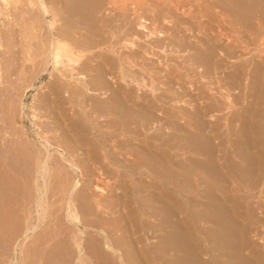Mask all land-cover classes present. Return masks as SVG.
I'll return each mask as SVG.
<instances>
[{
	"label": "bare ground",
	"instance_id": "1",
	"mask_svg": "<svg viewBox=\"0 0 264 264\" xmlns=\"http://www.w3.org/2000/svg\"><path fill=\"white\" fill-rule=\"evenodd\" d=\"M0 1L4 3L5 6L6 5L9 6L11 2L10 0H0ZM16 1H19V0H15L14 3H16ZM137 1H140V0H137ZM150 1H151L150 3L154 1L157 2V6H163V9L182 10L183 8V3H181L179 0H177L175 3L173 2L174 0H150ZM212 1H213V4L215 5L216 1L215 0H212ZM258 1L260 2L259 4H261L262 0H258ZM210 2L211 0H208L207 5H209ZM217 2L219 1L217 0ZM12 3H13V0H12ZM27 4L29 8L26 9L23 12V14H20L21 15L20 17H22L21 19L22 20L24 19L22 21L23 24H21V27L23 28V30L18 29L19 26L17 27V25H20V21H21V20H18L17 22H15L16 24L9 27L10 29L9 35L11 37L19 38L18 40L20 44L23 46L21 48L26 47V48H29V51H30L33 49V47H36V49L32 51L35 57L40 55L41 57L40 61L44 65V68L42 69L43 74H41L40 76H44L45 71H47L48 67L49 66L51 67L52 70L50 71V77H52V79L50 81V86H47L49 87L48 91L40 93L42 95L41 96L42 98L39 101V103L47 107H50L52 111L50 110L49 111L55 114V118H54V121L51 120V122L46 123V125H44V127L42 128V131L44 129V131L45 132L47 131V133L53 132L54 136L52 137H50V135H48L49 137L47 135L38 136L39 137L38 141H31L28 138H26L27 137L26 135L17 134L16 133L17 130L12 128V126L10 127L9 126L10 123L7 120H6L7 127L5 128V132L3 133L1 131L3 135L1 134L2 136H0V172H5L7 175H9V185L12 189L14 187H19V186L22 188H24V186L25 188L31 187L30 189L33 190V193L31 191L33 195L32 196L33 200L34 202L37 203L36 207L39 208L38 211L36 210L38 212V215H37L38 225L36 226L33 225L32 227H29V221L25 219L28 222L29 228H26L25 233H24V238L26 239L30 231H32L33 233V231H35L36 228L41 229L40 237L36 235L37 233L36 234L34 233L35 236L31 235L32 236V237L30 236L31 240L29 238L30 241H28V239H27L28 242L24 240L28 244L27 247L24 248L23 244L25 242L23 240H22V243L24 242L23 244H17L16 246L17 248L16 250H18V247L21 246L20 247L21 249L20 248L19 249L22 255V258H21L22 264H29L31 262V259H33V263H30V264H102L100 262H97V259L94 258V255H92V249H95V251L102 254L101 256L108 262V263L106 262V264H139L140 262L139 258L141 259H144V258L141 257L143 256V254L140 252V250L138 251L137 239L133 238L134 233L127 232L129 231L127 230V225L126 226L123 225L121 226L122 229L124 228L122 231L123 234H121V230H120L121 235L119 234L116 235V229L114 227L117 223L110 224L111 219L109 220V217L107 219L108 221H104L105 217L102 216V213L100 211H98L99 206L103 207V204L101 201H98V200H96L95 202L92 201L95 203V205H93L92 203H90V205L88 204V206H86L88 209L86 210L88 212H86L85 210V212L88 214L85 216L84 211H83L84 209L82 208V206L83 205L85 206V204H82L83 202L82 200H86V201L89 200V195H90L89 189L90 187H92L91 185H93L94 182L91 185L90 183L88 184L89 188L85 190H88L89 193H88V196H84L87 192H85L84 194V191H85L84 188L80 189L81 187L80 181L76 178L75 180H73L72 182L73 184L70 186V189L68 191V199H66L65 209L63 210L64 216H62V218L61 216L58 217V215H56V212H55L56 210L55 211L53 210L52 212L49 213L50 209L48 210V206H47V211H48L47 212L46 207L44 206L45 205L44 203L46 202L48 194L50 193L49 189L53 186V184L56 183L57 177L60 178L58 179L59 181H61L62 183L64 182L66 183V180L62 177V175L65 172L62 171L63 173L61 177L57 173L59 172V169L66 168V167H63L64 166L63 161H66L68 163V165L70 166V168H72L74 174L76 175L78 172L81 174L85 170L86 171L88 170L87 175L86 174L85 175L87 177L88 176L92 177L96 174V172L97 174L102 175V174L108 173L109 171L113 170L116 172L119 171L121 173V177L124 178L126 176L125 175L126 173H128V176L130 175L135 176L141 173V171L143 172L145 171L146 173V170L153 171L154 169L159 168L156 165H150V163L147 161L148 158L159 159L162 162L163 170H168V172H170V174L172 175L170 176V180L168 179L167 180L169 184L173 185L175 192H177V195H175L176 199L173 197L174 200L172 199L170 200V198L167 199L168 203L170 202V204L168 205V208H169L168 212L171 214L170 216H173L172 218H174L175 216L176 220H172L173 222L171 220H166V221L161 222L162 223L161 225L159 223H149L148 222V223H145L144 227L147 226L148 229H151L153 232L157 231L156 229H158L162 233H164V234L161 233L162 236L165 237L164 240L165 239L170 240L169 243H167V247L176 246V248L173 247V249H176L177 252L183 249L184 250L183 252L185 253L186 256L182 255V257L183 259L186 258L187 260L186 262H188V264H211V259L209 260L206 257L207 261H204L205 259L204 260L202 259L203 256L201 257V255L204 252L203 249H205L204 255L209 256L208 253L206 252L207 248L203 246L204 244H202L203 241L205 240L203 239V229L205 228L203 229L200 228L198 224L197 226L198 232H196L197 231L196 229L186 224L187 221L185 222L184 218L179 219L180 218L179 216L183 215L182 214L183 212L180 213V211L178 210L180 209L178 200L182 198L181 196L179 198V195L181 194L182 191H187L188 193L196 191V193H194L195 196L198 195L197 197H199L200 199L201 198L203 199L201 195V192H202L201 188L203 187L204 189L205 185H203L202 182L200 183L203 176H209L215 181H219L218 179L220 180L225 179V181L227 182L229 179H232L231 172H230L232 171L231 170L232 168L229 170L227 166V164L230 163V158H232V155H236L238 157L240 156L244 157L243 160H245V157H250V159L252 157L255 162L254 164L251 165L253 166L252 168L253 171H251L252 169L250 171L254 173L255 175H254V178L252 179L253 182L250 184L257 188L264 187V89L262 88V85L264 86V62H261L260 60L258 64H255L256 70L255 71L252 70L251 72L252 75L253 74L256 75L257 72L259 73V75H256V77L258 78L253 77L254 82L256 79H258V82H259L258 83L259 86L257 88L258 90H255V93H256L255 97L252 95V90L249 91L251 87V86L249 87L250 82L246 81L245 73L240 71L241 66H237L240 64H236V67H233L234 65L231 66L233 67V70L232 71L230 70L231 75H233V79L235 78L234 80L238 82L237 83L238 85L236 87L238 88L241 87L245 90L244 92L242 91V93H240L242 95L238 96L237 94V96L233 97L232 99L222 94L221 96L224 100L220 98L221 100H212L213 102H209V103L208 102L205 103L204 101H202L203 104L204 103L205 104L204 105L201 104L203 105L202 107L197 106L198 109L195 107L196 112L192 111L194 115L190 116L192 114V113L189 114L190 112L189 113L187 112L189 115H186V118L188 119L190 118L193 119L194 117L196 119L195 124H186L188 125V127L193 128L192 132L188 131V136H190L191 142H188V140L186 141L184 137L180 139V136L176 135L175 140L177 144L169 148V142L171 138L173 137L170 134L167 133L168 134L167 136L163 134L164 137L161 134L160 136L161 138L159 137L157 138V136L155 135L154 136L146 135V134H150V131L153 129V127L158 126L159 123H162L163 120L165 121L164 123L167 124L168 126L172 123L177 125V122L179 121V118L177 116L175 117L168 113L162 118H160L161 116L158 117L157 115L158 114L157 112L159 111V109H161L160 104L158 105L157 102L158 101L164 102L167 99H169L168 101H170V99L173 98V96L171 97L170 94H167L169 89L166 87H165L166 89L163 90L164 92L160 94L157 93L158 91L157 82L158 81L163 79L164 82L162 81V83L169 86L171 85L172 80H173V79L171 80L172 75L171 76L169 75L171 78L168 79V75L163 74V71L165 69H162V67L168 68V63L163 64V60L159 59L158 57V54H159L158 52L161 51L160 53H165L166 57H168L167 56L168 52L172 51L173 49L174 51H176V54L179 53L178 52L179 50L182 51L183 54L188 53V55L182 54V59L180 58L181 55L179 53L178 57L180 58V60H182L181 61L182 65L179 64L180 66L179 65L177 66H179L180 69H184L183 62H185V64L186 63L191 64L192 62L190 63V60H194L196 58L197 61L196 59L195 61L198 63L197 68L199 69L198 71L197 70L196 71L199 72V74L200 72H202V73H205L206 75V73L210 70L218 71L221 68H224L223 67L224 65L222 66L223 63H221V60L214 59V51L217 48L216 43H215V41L217 40V37L213 35L211 37L210 35L209 39L205 40L203 37L197 35L196 41L195 40L190 41V38L183 31H178L173 35L174 36L173 39H169L167 41L166 40L167 38L165 37L166 31L161 32L157 30V28L154 27L156 22L159 20L157 19V17L156 19L153 18L152 20H150L145 16L146 14L144 15L142 13L137 12L138 14L137 22H136L137 25L135 26L134 24H132V22L128 24L129 22L127 20H124V18L121 19V14L119 13H116V12L114 14H111V12L103 13L104 7L107 4H116L115 0L113 1L111 0L110 1L108 0H28ZM25 5H26V2H25ZM131 7H135V6L131 5ZM207 8H209V6ZM105 11L108 12L107 10ZM185 11H182V12L185 15L188 14ZM24 15H27V16L25 17ZM175 15L177 17V14ZM228 15L231 17L230 14ZM47 17H49L50 19H47ZM121 20L123 21V23L120 22ZM149 20L150 22H148ZM43 21H46V22L43 23ZM124 21H125L126 26H128L127 28H125V30L123 28ZM237 21L236 23L238 24ZM117 22L118 24H116ZM231 22L234 24L232 20ZM14 26H16L17 28H15ZM234 28H235V24H234ZM214 33L216 34V32ZM221 34L222 33L220 32V35ZM44 37H46V39H44ZM255 39H256V36H255ZM45 40H47L48 50H44L43 44L46 45ZM244 41L247 42L246 39ZM244 41L243 43H245ZM31 42H34L35 44L33 45V47L31 45ZM2 46L3 45L0 43V47ZM170 47L172 50L170 49ZM230 47H228L224 51V54L227 55V53H230V52L236 54V51L238 49L234 51V48L233 47L230 48ZM0 54H2V51H0ZM4 54H8V56L7 55L3 56L2 59H5L3 60L5 62H2L1 61L2 59L0 58V79H1L0 84L1 86L2 84H4L2 87L0 86L1 87L0 92L2 93V95H5L6 98H8L9 94L11 95L15 92V90H18L16 86V83H17L16 81L22 80L24 78V70H27V67L29 66L32 67L33 64H29L28 62L27 64L26 62H24V65L22 64L24 66L23 71L17 74V77L14 79L12 77L13 70L11 68L13 61H15L14 53L13 51L12 52L4 51ZM20 55H21V52H20ZM29 60L30 62H33L34 58L32 57L31 59H28V61ZM172 60L173 59H171L170 61ZM180 60L178 61L180 62ZM194 63L195 62H193V64ZM202 63L206 66L205 68H201L202 66L200 65ZM225 67H227V65ZM63 70L65 71L67 70L69 73H66ZM175 72L178 73V70ZM190 72L192 71L190 70ZM249 72H250V69H249ZM209 73H211V71ZM181 74H178V75H181ZM178 75L176 77H178ZM184 76L185 75L183 74V78ZM229 76L230 74L228 73L227 77ZM244 76H245V79H244ZM164 78L166 80H164ZM216 78L214 80L219 81V78L217 80ZM174 79H177V78L174 77ZM181 80L182 79H180L179 81ZM184 81L182 82L184 83ZM207 82L205 84H207ZM222 82H226V81L224 80ZM222 82L221 84L223 85ZM254 82L251 81V84H253ZM212 84L217 85V83L214 84L213 82ZM226 84L228 85V82H226ZM222 85L220 86L218 84L217 87H215V92L216 90L221 91L223 89ZM229 85H231V82ZM142 87L148 88L150 94H147L146 91L143 92ZM171 95H174V94L172 93ZM206 95L205 97H207ZM0 98H1V95H0ZM204 99H207V98H204ZM6 102L7 101H5V103ZM51 103H56L59 105L55 104V106L52 107ZM70 103H72L73 106L71 107L65 106ZM169 103L170 102H168V104ZM237 103L241 105H237ZM11 106L12 105L8 107H11ZM236 106H240V108L239 109L237 108L238 110H235L234 108ZM4 107L5 106L3 105V108ZM172 108H175V107H172ZM216 108H218L219 112H218V115H216L215 117L216 118L218 117V118L217 119L214 118V119L215 121L216 120L221 121L222 124L220 123L219 125H217V121H216V123H214L213 126H211L212 122H210V120L207 118L211 117L212 114L213 115L215 114V113H212V114L210 113L214 111V109ZM180 109L181 108L179 107V111ZM9 110L10 109L8 108V111ZM46 113L50 119L51 117L49 115V112L47 111ZM224 114L225 115L227 114V117H224L225 116ZM184 115L185 114L183 113L182 117ZM11 117H14V116H11ZM75 117H76V120H75ZM78 118L80 120H78ZM2 119L3 118L0 119V122L2 121ZM3 127L4 126L2 125L1 130L3 129ZM171 128H172V125H171ZM175 129H176V126L173 127V132L176 134V132L178 131H176ZM183 131H185L184 128H183ZM142 134L146 135L147 137L146 141L144 142L142 141V143L144 144L143 146L141 145V142H136L138 138L142 137ZM122 135H125V136L128 135L127 137L128 139L119 142L117 138L121 137ZM154 139H159L161 143L154 144L152 143L154 141L152 142L150 141ZM175 140L171 143H174ZM110 142H116V144H114L113 147H115L116 149L119 148L120 151L118 150L117 152H114L112 150L113 148L110 149ZM165 148H168V149H165ZM175 148L177 151L178 149L179 151H182L184 153L182 155L183 156L185 155V157L187 154L188 155L191 154L195 156L199 155L201 157L197 159L199 163L196 164L194 162L196 165L199 164L196 170L195 168L191 169L190 167H188L187 163H185V160L183 159L178 160V161L173 159L175 156L173 157L172 155L173 153L171 154L169 149L171 150L173 149L172 151H174ZM123 150H125L124 152L128 150L131 153L130 155H132V158H134L132 160V163L129 165L124 164L121 158H119L118 156L122 154L121 151ZM142 151H143V154H141ZM12 155L15 157V159L23 158L25 155H27L28 160L24 161L26 163H23L22 159L20 160L14 159V160H11L14 162V164L12 162L13 164L12 165L11 162L9 163L10 161L9 159L12 157ZM27 157L25 158L27 159ZM72 159H75L78 161L75 162V160H72ZM106 160L108 162H106ZM151 161L152 160L150 159V162ZM187 161H188V158H187ZM29 162L31 163L30 165L32 166V169H29V170L24 169L26 170L24 171L23 165L24 164L26 165ZM18 163H20L22 168H18L17 166ZM82 163H84L82 166L84 167L85 170L83 169L80 170V166ZM85 163H89L91 166L93 165H100V166H96L95 169L93 168L88 169L90 167H88L89 165L87 166ZM122 163L124 165H122ZM151 163L153 164V162ZM240 164H244V162L243 163L240 162ZM229 166H231V164ZM25 167L27 168V165ZM241 167L246 168V166L244 165H242ZM119 169H121V171ZM234 169L237 171L238 167L234 166ZM163 170L161 172H163ZM23 171L25 173H23ZM28 172H29V175H28ZM185 172L188 174L186 175ZM26 175H27V178H25ZM79 176L82 177L81 175ZM71 178H72V175H71ZM128 179H129V187L131 188L130 191H131L132 199H134L132 195H135V194L137 195L136 192H139V193L148 192L147 194L150 196L151 195L155 197L157 196L155 193L156 190L153 192V188H155L153 187L154 183L149 184V185L153 184L152 186H148V185L146 186V184L149 183L146 181L147 183H145V186H143L141 185L142 182L140 181H139L140 182V185H139L137 184L138 182L136 183L134 180L130 178ZM68 181H69L68 184L70 185L71 184L70 181L72 180L68 179L67 182ZM159 182L157 183L160 184ZM164 182L167 183V181H164ZM244 184L246 185L245 182ZM59 185H61L59 187L62 188V184L59 183ZM64 185H63L64 186L63 189L67 186L66 184ZM97 185L96 184L93 185V193L91 195L97 193L99 196L104 197L105 190ZM56 186H58V184ZM56 186L55 188H57ZM213 186H214V183H213ZM236 186L239 187V184H236ZM150 187H153L151 191H150ZM123 188L124 189L122 190L121 194L114 193L116 194L115 197L119 198V200L114 204L113 207L123 206L125 209H127L128 205L126 206V204L128 201L124 205L118 204L119 201L123 203L125 202V201H122V199H123V196H125V192L127 194V191L125 190L126 187H123ZM210 188L212 189L211 186ZM235 188L237 190V187ZM211 189H209L207 193L209 192L212 193ZM239 189L241 188L239 187ZM254 189L255 188H253V190ZM58 190H60V188ZM82 190L84 191L82 192ZM232 190L233 189H230V191ZM262 193L263 192L261 191V196H262ZM228 194L230 195V193ZM162 195L163 197L165 196V194H162ZM190 195L192 194H189V196ZM212 195L214 196V194ZM218 195L219 194H217V196ZM203 196L206 197V195H203ZM211 196L209 197L212 198ZM224 196H226V194ZM145 197L144 199H146ZM90 198L92 199L91 196ZM217 198L221 199L220 196ZM191 199L189 197L188 198L186 197L185 200H191ZM162 200H165V199H162ZM192 200L195 201L194 198ZM197 201L199 203L201 200H197ZM221 202L222 201H220V203ZM191 205L193 204L191 203ZM149 206L151 209H153L152 211H149V210L144 211V209L142 208V205L138 206L137 207L138 209L136 211L139 212L140 214L141 213L144 214L145 212V214L148 213L150 216H153L155 212L154 206L153 205L152 206L149 205ZM59 208L60 207L58 206V209ZM202 212L205 213L204 211ZM120 213L122 214H120L117 217V219H120L119 224L120 222L125 223V221L123 220L127 218L126 215L128 213L126 214V212H124L122 208L120 209ZM196 213L198 212H194V214ZM48 214H50L51 216L49 215L48 217L47 216ZM89 215L97 217V219L96 220L92 218L88 219L87 216ZM228 217L232 221L231 225L228 228V230H230L229 234H232V233L235 234L234 231H238L240 234L241 231H243V229L245 228L241 226L242 224H238L239 220L241 221L239 223H243L242 222L243 216H242V219H240V215L234 211V215L231 216L230 214H228ZM115 218H116L115 216L114 218L112 217V220L113 219L115 220ZM204 218H206V216ZM237 218H239V220ZM252 218H254V214ZM257 218L259 219V217H256V219ZM61 219H63V221ZM257 220L255 222H257ZM92 225H95V226L98 225L97 226L98 229L103 234L97 233L98 235H96L97 237H95L94 235H92V233L91 234L88 233L87 229ZM105 225H107V227ZM245 231L244 233L247 232ZM237 233L235 234L237 236V239H241V238H238L239 234ZM244 236H246V234ZM171 240H173V245L171 243ZM180 244H182V247L180 246ZM94 245L96 247H93ZM97 247L101 249L99 250L97 249ZM236 247H237V244H236ZM149 248H151V246H149ZM208 248H209V244H208ZM239 248L243 249L244 246L243 248L238 247V249ZM248 255L250 257L249 256L247 257H249V261L252 264H264V252L262 251V249L260 250L256 248L253 251H250V254ZM95 256L99 257V254ZM215 257L213 258L216 259L217 257L216 258ZM29 258H30L29 263H26L27 262L26 259H29Z\"/></svg>",
	"mask_w": 264,
	"mask_h": 264
},
{
	"label": "rangeland",
	"instance_id": "2",
	"mask_svg": "<svg viewBox=\"0 0 264 264\" xmlns=\"http://www.w3.org/2000/svg\"><path fill=\"white\" fill-rule=\"evenodd\" d=\"M10 4L9 6H5L4 3H2L0 1V43L3 45L2 47H0V49H4V50H0L2 51V54H0V58L2 59L3 56H8V54H4V51H13L14 53V60L16 61H13V64L11 66L12 70H13V78L15 79L17 77V74H19L20 72L23 71L24 69V62H28L29 64H33V66H29L27 67V70H24V78L22 80H17L16 82V86L18 88V90H15V92L13 94H9V97L6 98L5 95H2V93L0 92V95H1V100H0V119H2V121L0 122V136L3 135V133L5 132V128L7 127V124H6V120L9 121V126L12 128H14L15 130H17V134L19 135H26L29 140L31 141H38L39 137L38 136H45V135H50V137L54 136V133L53 132H48L47 131L45 132L44 129L42 131V128L44 127V125H46V123L48 122H51L54 121V118H55V114L53 112H50L52 111L50 109V107H47L41 103H39V101L41 100V94L42 92H45V91H48V88L47 86H50V81L52 79V77H50V71L52 70L51 67L49 66L47 71H45V74L44 76H40L42 73V69L44 68V65L42 64V62L40 61L41 60V57L40 55L35 57L34 53L32 50H35L36 47H33L34 42H31V45L33 47L32 50L29 51V48H21L23 47L20 42H19V38L17 37H11L9 35L10 33V29L9 27H11L12 25L16 24L15 22H17L18 20H21L20 21V25H17L18 29H21L23 30V28L21 27V24L22 20L20 17L21 15L20 14H23V12L29 8L27 2L28 0H19V1H16L13 0V3H12V0H10ZM110 1V0H108ZM113 1V0H111ZM116 1V4H107L105 7H104V10H103V13H110L111 14H114L115 12L116 13H119L121 14V19L124 18V20H127L130 24V22H132V24H134L135 26L137 25V12L139 13H142V14H146L145 16L152 20L153 18L156 19H159L156 24L154 25L155 28H157V30L161 31V32H165V37L167 38L166 40L168 41L169 39H173L174 38V34L178 31H183L189 38H190V41H196V36H201L203 37L205 40L209 39L210 35L212 37L213 36H216L217 37V40L215 41L216 43V50L214 51V59H219L221 60V63L222 66L225 68H221L220 70L218 71H214V70H210L211 73H209L210 71H208L205 75V73H202L200 72H197L199 69L197 68V59L195 61L194 60H190V63L191 64H185V62H183L184 64V69H180V65L181 64V61L180 58L182 59V54L183 52L182 51H178L180 53V58L178 57L179 56V53L176 54V51H174V49L172 50L171 47L170 49L173 51H170L168 52V57H166L165 53H160L158 52V57L159 59L163 60V64H167L168 63V68L167 67H162V69H165L163 71V74L165 75H168V79H170L171 77V80H172V83L171 85L167 86L165 85L164 83H162L163 79H161L160 81L157 82V88H158V91L157 93L160 94L162 92H164L163 90H165L166 88L169 89V91L167 92V94H170V96L173 98L172 101L170 99V101H168L169 99H167L166 101L164 102H157L158 105L160 104V108L159 111L157 112L158 114V117L162 118L164 117L167 113L172 115V116H177L179 118V121L177 122V125L172 123L170 124L169 126L167 124H165L164 120L162 121V123H159L158 126H154L153 129L150 131V134H146L147 136L149 135H155L157 136V138H161V134L162 136L164 137L163 134H165V136H167L168 134H170L171 136H173L169 142V148L171 146H175L177 143H176V135H179L180 136V139H182V137L185 138V140L188 142H191V138L190 136H188V131L189 132H192L193 131V128L192 127H188V125L186 124H195L196 122V119L195 117L193 119H188L186 118V115H189L191 114L190 116L194 115L193 112H196V108L197 106L198 107H202L206 102H213L212 100H224L222 98V94H224L225 96L227 97H230L233 99V97L237 96H240L242 94V91L244 92L245 90L241 87H236L238 84L237 81H235L233 79V75H231V71L233 70V67H236V64H240V65H237V66H241V69L240 71L244 72L245 73V76H246V81L247 82H250V90H252V95L255 97L256 96V93H255V90H258V79L255 80V82L253 81V77H256V75H259V73L257 72L256 75H252V70H256L255 68V64H258L261 60V62H264V1L262 0L261 4H259L260 2L258 0H218L219 2L216 1V4L214 5L213 4V1L211 0L210 4H208V0H179L181 3H183V8L182 10H174V9H163V6H157V2H152L150 3L151 1L150 0H140V1H137V0H115ZM177 0H174L173 2L175 3ZM255 1V3H254ZM25 2H26V5H25ZM136 2V3H135ZM140 2V3H139ZM144 2V3H143ZM188 3V4H187ZM12 4V5H11ZM130 4V5H129ZM145 4V5H144ZM155 4V5H154ZM15 5V6H14ZM131 5L135 6V7H131ZM155 8H154V6ZM192 5V7H191ZM213 5V7H212ZM144 6V7H143ZM153 6V8H152ZM195 6V7H194ZM209 6V8H207ZM215 6V7H214ZM4 7V8H3ZM6 7V8H5ZM8 7V8H7ZM14 7V8H13ZM151 7V8H150ZM213 9H211V8ZM139 8V9H137ZM161 8V9H159ZM123 9V10H122ZM136 9V10H135ZM209 9V10H208ZM211 9V10H210ZM105 10H107L108 12H106ZM153 10V11H152ZM164 12H163V11ZM186 10V11H185ZM208 10V11H207ZM105 11V12H104ZM146 11V12H145ZM152 11V13H151ZM156 11V12H155ZM161 11V12H160ZM182 11H185L187 12L188 14H184ZM159 12V13H158ZM125 13V14H124ZM157 15H156V14ZM162 13V14H160ZM217 15H216V14ZM174 14V15H173ZM177 14V17L176 15ZM230 14L231 17L228 15ZM5 15V16H4ZM17 15V16H16ZM127 15V17H126ZM161 15V16H159ZM23 16V15H22ZM25 17L27 15H24ZM131 16V17H130ZM152 16V17H151ZM170 16V17H169ZM234 16V17H233ZM5 17V18H4ZM9 17V18H8ZM19 17V18H18ZM126 17V18H125ZM176 17V18H175ZM179 17V18H178ZM194 17V18H193ZM163 20H162V19ZM175 18V19H174ZM234 18V19H232ZM47 19H50L49 17H47ZM161 19V20H160ZM182 19V20H181ZM189 19V20H188ZM236 19V20H235ZM150 20L148 22H150ZM185 22H184V21ZM228 20V22H227ZM231 20L234 22L235 24V28H234V24L231 22ZM238 20V21H237ZM163 21V22H162ZM170 21V22H169ZM181 21V22H180ZM199 21V22H198ZM218 21V22H217ZM236 21L238 22V24L236 23ZM46 21H43V23H45ZM119 22V21H118ZM118 22L116 24H118ZM120 22L123 23V21L121 20ZM263 24H262V23ZM161 23V24H160ZM165 23V24H164ZM47 24V23H46ZM180 25V26H179ZM125 24V21H124V30L125 28H127L128 26H126ZM262 26V27H261ZM15 28H17L16 26H14ZM160 27V28H159ZM180 27V28H179ZM182 27V28H181ZM204 27V28H203ZM258 27V28H257ZM163 28V29H162ZM174 28V29H173ZM168 29V30H167ZM235 29V30H234ZM237 29V30H236ZM262 29V30H261ZM212 30V32H211ZM215 30V31H214ZM218 31V32H217ZM262 31V32H261ZM20 32V31H19ZM216 32V34L214 33ZM220 32L222 33L220 35ZM260 32V33H259ZM226 33V34H225ZM262 34V35H261ZM47 35V34H46ZM218 35V36H217ZM207 38H206V37ZM222 36V37H221ZM224 36V37H223ZM243 36V37H242ZM249 36V37H248ZM254 36V37H253ZM255 36H256V39H255ZM260 36V37H259ZM229 37V38H228ZM232 38V39H231ZM254 38V39H253ZM44 39H46V37H44ZM192 39V40H191ZM236 39V40H234ZM246 39L247 42H245L244 40ZM252 39V40H251ZM250 40V41H249ZM30 41V40H29ZM28 41V42H29ZM233 41V43H232ZM235 41V42H234ZM243 41L245 43H243ZM254 41V42H253ZM257 41V42H256ZM263 41V43H262ZM241 42V43H240ZM45 44H43L44 46V50H48V46H47V40H45ZM243 43V44H242ZM248 43V44H246ZM262 43V44H261ZM231 44V45H230ZM247 46H246V45ZM234 45V46H233ZM249 45V46H248ZM233 47L234 48V51H236V54L234 53H227L224 54V51L228 48V47ZM230 47V48H231ZM26 48V49H25ZM176 49V48H175ZM224 49V50H223ZM25 52H24V51ZM43 50V51H44ZM223 50V51H222ZM15 51V52H14ZM42 51V52H43ZM19 52V53H18ZM20 52H21V55H20ZM26 54H24V53ZM28 52V53H27ZM222 52V53H221ZM33 53V54H32ZM48 53V51H47ZM32 54V55H31ZM231 54V55H230ZM26 57H25V56ZM47 55V54H45ZM172 55V56H171ZM183 55H188L187 54H183ZM226 55V56H225ZM165 58H164V57ZM233 56V57H232ZM34 58V61L33 62H30V60L28 61V59H31V58ZM176 57V58H175ZM6 58V57H4ZM23 58V59H22ZM25 58V60H24ZM27 58V60H26ZM178 58V59H177ZM169 59V61H168ZM171 59H173L172 61H170ZM5 59H2L1 61L2 62H5L3 61ZM12 60V59H11ZM167 60V62H166ZM180 60V62L178 61ZM41 62V63H40ZM193 62H195L193 64ZM20 63V64H19ZM27 63V64H28ZM40 63V64H39ZM201 63V62H200ZM16 64V65H14ZM23 64V65H22ZM42 64V65H41ZM176 64V65H175ZM180 64V65H179ZM36 65V66H35ZM162 65V64H161ZM179 65V66H177ZM194 65V66H193ZM200 65V64H199ZM227 65V67H225ZM234 65V66H233ZM244 65V66H242ZM42 66V67H41ZM171 66V67H170ZM188 66V68H187ZM191 66V67H189ZM200 66H202L201 68H205L206 66L202 63ZM233 66V67H231ZM174 70H173V68ZM245 67V68H244ZM253 67V69H252ZM32 68V69H31ZM39 68V69H38ZM191 68V69H190ZM193 68V70H192ZM195 68V69H194ZM197 68V69H196ZM247 68V69H246ZM18 69V70H17ZM63 69V68H61ZM230 71H228V70ZM244 69V70H243ZM249 69H250V72H249ZM38 70V71H37ZM173 70V71H172ZM178 70V73H176L175 71ZM180 70V71H179ZM190 70L192 72H190ZM197 70V71H196ZM224 73H223V71ZM65 71V70H63ZM168 71V72H167ZM170 71V72H169ZM185 71V72H184ZM221 71V72H220ZM226 71V72H225ZM66 73H69L67 70L65 71ZM180 72V73H179ZM184 72V73H183ZM216 72V74H215ZM230 74V78L227 77L228 73ZM33 73V74H32ZM182 73V74H181ZM188 73V74H187ZM192 73V74H191ZM213 73V74H212ZM220 75H219V74ZM225 75L223 76L222 75ZM22 74V73H21ZM174 74V75H173ZM178 74H181V75H178ZM183 74L185 75L184 78H183ZM203 74V75H202ZM212 74V75H210ZM227 74V75H226ZM249 74V75H248ZM30 75V76H29ZM171 77H170V76ZM178 75V77H176ZM218 77H217V76ZM222 75V76H221ZM245 76H244V79H245ZM251 76V77H250ZM40 77V78H39ZM44 77V78H43ZM166 77V76H165ZM177 78V79H174ZM181 77V78H179ZM213 77V78H212ZM216 78V80L219 78V81L224 79L226 82H228V85L226 84V82H222V81H215L214 79ZM221 77V78H220ZM223 77V78H222ZM249 77V78H248ZM50 78V79H49ZM208 78V79H207ZM226 78V79H225ZM232 78V79H231ZM258 78V77H256ZM30 79V80H29ZM127 79V78H126ZM180 79H182L181 81H179ZM230 79V80H229ZM248 79V80H247ZM1 80V79H0ZM24 80V81H23ZM164 80H166L164 78ZM185 80V81H184ZM189 82L187 83L186 82ZM233 80V81H232ZM251 80L252 82H254L253 84H251ZM22 81V82H21ZM28 81V82H27ZM30 81V82H29ZM35 81V82H34ZM174 81V82H173ZM184 81V83L182 82ZM208 81V82H207ZM215 84L217 83V85L219 84L220 86L222 85L221 82L223 83V92L222 90H216L215 92V87H217V85H213L212 82ZM164 82V81H163ZM176 82V83H175ZM186 82V83H185ZM207 82V84H205ZM231 82V85H229ZM29 83V84H28ZM180 83V84H179ZM182 83V84H181ZM225 83V84H224ZM257 83V84H256ZM164 84V86H163ZM185 84V86H184ZM204 84V86H203ZM210 84V86H209ZM256 84V85H255ZM4 84H2L3 86ZM27 85V86H26ZM183 85V86H182ZM206 85V87H205ZM253 85V86H252ZM1 86V84H0ZM1 86V87H2ZM181 86V87H180ZM190 86V87H189ZM208 86V87H207ZM228 86V88H227ZM256 86V87H255ZM0 87V88H1ZM166 87V88H165ZM199 87V88H198ZM214 89L212 90L211 89ZM164 88V89H163ZM262 88L264 89V86L262 85ZM26 89V90H25ZM161 89V90H160ZM194 89V90H193ZM225 89V91H224ZM21 90V91H20ZM142 90L143 92L146 91L147 94H150L149 93V89L148 88H143L142 87ZM177 90V91H176ZM18 91V92H17ZM201 91V92H200ZM203 91V92H202ZM210 91V92H209ZM219 91V92H218ZM240 91V92H239ZM171 92V93H170ZM176 92V93H175ZM179 92V93H178ZM182 92V93H181ZM207 92V93H205ZM218 92V93H217ZM225 92V93H224ZM227 92V93H226ZM254 92V94H253ZM174 94V95H171V94ZM176 94V95H175ZM183 94V95H182ZM207 94V95H206ZM212 94V95H211ZM198 95V96H197ZM203 95V96H201ZM205 95L207 97H205ZM3 96V97H2ZM200 96V97H199ZM213 96V98H212ZM216 96V97H215ZM39 97V98H38ZM153 97V96H152ZM175 97V98H174ZM198 99H197V98ZM203 97V98H202ZM4 98V99H3ZM13 98V99H12ZM21 98V99H20ZM195 98V99H194ZM204 98H207V99H204ZM208 98H212L211 100L208 99ZM221 98V99H220ZM12 99V101H11ZM189 100V102H188ZM195 100V101H194ZM199 100V101H198ZM201 100V101H200ZM206 100V101H205ZM210 100V101H209ZM5 101H7L5 103ZM11 101V102H10ZM179 101V102H178ZM187 101V102H186ZM197 101V102H196ZM204 101L205 103L203 104ZM10 102V103H8ZM168 102H170L168 104ZM202 102V103H201ZM14 104V105H13ZM56 103H51V106L54 107ZM163 104V105H162ZM203 104V105H201ZM3 105L5 106L3 108ZM12 105L11 107H8ZM56 105H59V104H56ZM180 105V106H178ZM237 105H241L239 103H237ZM67 107H71L73 106L72 103L68 104V105H65ZM7 107V108H6ZM24 107V108H23ZM38 107V108H37ZM172 107H175V108H172ZM178 107V108H177ZM179 107L181 108L180 111H182L185 115V118L184 116L182 117V112L179 111ZM196 107V108H195ZM216 107V106H215ZM8 108L10 109L8 111ZM191 108V109H190ZM240 108V106H236L234 109L235 110H238ZM175 109V110H174ZM178 109V110H177ZM190 109V110H189ZM198 109V108H197ZM50 110V111H49ZM177 110V111H176ZM234 110V111H235ZM49 112V115H50V119H49V116L47 115L46 112ZM193 111V112H192ZM163 114H161V113ZM180 112V113H179ZM189 114H188V113ZM218 108L214 109V111H212L210 114L212 113H215L214 115L212 114L211 117L207 118L210 120L211 123V126H213L214 123H216L215 119L216 118L215 116L218 115ZM7 113V114H6ZM160 113V114H159ZM179 113V114H178ZM5 114V115H4ZM10 114V115H9ZM46 114V115H45ZM4 115V116H3ZM225 115V114H224ZM11 116H14V117H11ZM48 117V119H47ZM53 117V118H52ZM181 117V119H180ZM224 117H227V114L224 116ZM7 118V119H6ZM218 118V117H217ZM216 118V119H217ZM212 119V120H211ZM45 120V122H44ZM75 120H76V117H75ZM78 120H80L78 118ZM14 121V122H13ZM164 123V124H163ZM221 123V121H217V125H219ZM20 124V125H19ZM36 124V125H35ZM162 124V125H161ZM184 124V125H183ZM222 124V123H221ZM2 125L4 126L3 129L1 130L2 128ZM43 125V126H42ZM167 125V126H166ZM171 125H172V128H171ZM176 126V134L173 132V127ZM166 127V128H165ZM170 127V128H169ZM20 128V130H19ZM23 128V129H22ZM39 130H38V129ZM183 128L185 129V131H183ZM22 129V130H21ZM1 131L3 133H1ZM182 131V132H181ZM222 131V130H221ZM43 133V134H42ZM168 133V134H167ZM2 134V135H1ZM159 136H158V135ZM146 135L142 134V137L138 138V140L136 142H141V145L143 146L144 144L142 143V141H146L147 140V137ZM46 136V137H47ZM49 137V136H48ZM128 135L125 136V135H122L121 137L117 138V140L120 142V141H124V140H127L128 138ZM37 139V140H36ZM175 140L174 143H171ZM152 143H157V144H160L161 141L159 139H154V140H150ZM118 142V143H119ZM172 145H171V144ZM92 144V143H91ZM116 144V142H110V149L113 148L112 150L114 152H117L119 150V148H115L113 147V145ZM109 149V148H108ZM165 149H168V148H165ZM171 154L173 155V159L178 161V160H185V163H187V166L190 167L191 169H194L196 170L197 166L199 165H196L197 163H199V161L197 160L200 156H195V155H185L183 156L182 154H184L182 151H178L176 150V148L174 149V151H172L171 149H169ZM120 151V150H119ZM125 150L121 151L122 154L118 155L119 158H121V160L123 161L124 164L126 165H129L132 163V160L134 158H132V155H130L131 153L126 150V152H124ZM124 152V153H123ZM127 153V154H126ZM178 153V154H177ZM84 154V153H83ZM141 154H143V151L141 152ZM175 154V155H174ZM177 154V155H176ZM125 155V156H124ZM179 155V156H178ZM84 156V155H83ZM95 156V155H94ZM93 156V157H94ZM98 156V154H97ZM142 156V155H141ZM245 156V155H244ZM27 157V155H25L23 158H19V159H15V157L12 155V157L9 159V163L13 161L11 160H20L22 159L23 163H26L24 161L28 160V157L27 159L25 158ZM77 157V156H76ZM75 157V159H76ZM92 157V158H93ZM144 157V156H143ZM13 158V159H12ZM187 158H188V161H187ZM201 158V157H200ZM244 157H238L236 155H232V158H230V163L227 164L228 166V169L232 171L231 172V177L232 179H229L227 182L225 180H220L218 179L219 181H216V182H212L213 179L210 178L209 176H205L203 178V180L200 181V183L202 182L203 185H207L208 187H210L209 185H211L212 183H219V186H221V188L215 186L212 187L211 191L212 193H208V197L211 196L212 194H214V196L212 195L211 197L212 198H208V200L210 199H213L214 197L217 198L220 196L221 199L217 198V199H213L212 201H222L221 203L223 204H230L234 201L237 202V204L239 206H241V210L244 211L243 212V219H242V216H241V213L242 211H238V214L240 215V219H242V222L243 223H240L242 224L241 226L245 227L243 229V231H241V233L239 234L238 232V238H241V239H238L237 240V247H243L244 246V254H248L252 248L256 249H262V251L264 252V187L263 188H260V187H255L253 185H251L250 183H252V179L254 178V173H252L251 171H253V166H251L252 164H254V160L253 158L251 157H245V160H243ZM75 159H72V160H75ZM150 159L152 160L151 162H153V164L150 162ZM253 160V161H251ZM78 161V160H75V162ZM131 161V162H130ZM147 161L150 163V165H156L158 166L159 168L157 169H154L153 171H148L146 170V173L145 171H141V173L135 175V176H128V173H124L126 176L123 178L121 177V173L119 171H109L108 173H105V174H102V175H99L96 174L90 178H88L86 175H87V171L84 169V167L82 166L84 163L81 164L80 166V170H85L83 173H77L74 174L72 168H70V166L68 165V163L66 161H63V167H66L65 169L64 168H61L59 169V172H57L60 177L62 175L63 172H65L62 177L66 180V183H62L61 181H59L57 177V180H56V183L53 184V186L57 185L56 186L57 188H55V186L51 187L49 190V194H48V197L46 199V202L44 203L45 207H46V211H47V206H48V210L50 209L49 213L52 212L53 210L56 212V215L61 216H64V209H65V205H66V199H68V191L70 189V186L73 184V180L78 179L80 181V189H87L89 188L88 187V184L90 183L93 184H98L97 186H100L101 188H103L105 190V195L104 197H101L99 196L97 193L91 195L93 193V185H91L92 187H90L89 189V192L88 190H82V192L84 191V194L85 192H87L84 196H88V193L90 194L89 195V200H82V204H85V206L83 205L82 208L84 209V214L85 216L88 214L86 212H88L87 210V207L88 204L90 205V203H92L93 205H95V201L98 200V201H101L102 204H103V207L102 206H99V209L98 211H100L102 213V216H104L105 220L104 221H108V217H109V220H110V224H114V223H117L115 225V229H116V235H121L123 234L122 231V227L121 226H126L127 225V232H132L134 233L133 234V238L134 239H137V246H138V251L140 250V252L143 254V257L144 259H140V262L139 264H188V262H186V258L183 259L182 255L183 256H186L185 253L183 252L184 250L182 249L181 251H176V249H173L176 248V246H172V247H167V243H169L170 240L168 239H165V237L162 236V233L160 230L156 229L157 231H152L151 229H148V227H144L145 226V223H159L160 225L162 224L161 222L163 221H166V220H176V217L174 216V218H172L173 216H170L171 214L168 212L169 210H166L167 207L166 205L163 203V200H162V197L163 195L162 194H165V196L167 198H170V195L171 194H174L175 192V189L173 187V185L169 184L168 183V180H170V176H172L170 174V172H168V170H163V167H162V162L159 160V159H152V158H148ZM155 161V162H154ZM160 161V162H159ZM106 162H108L106 160ZM157 162V163H156ZM196 164H195V163ZM222 162V161H221ZM233 162V163H232ZM244 162V164H240ZM21 163V162H20ZM20 163L17 164L18 168H22V166L20 165ZM122 163V165H124ZM156 163V164H155ZM160 163V164H159ZM246 163V164H245ZM14 164V162H13ZM12 164V165H13ZM31 163L29 162L27 165V168L25 167L26 165L24 164L23 165V170L26 169V170H29V169H32V166L30 165ZM88 167V169H95L96 166H100V165H93L91 166L89 163H85ZM99 164V163H98ZM105 164V163H104ZM231 164V166H229ZM237 164V165H236ZM30 165V167H29ZM67 165V166H65ZM84 165V166H86ZM242 165L246 166V168L244 167H241ZM234 166L238 167L237 171L234 169ZM83 167V168H82ZM242 168V169H241ZM64 169V170H63ZM252 169V170H251ZM24 170V171H26ZM117 170V169H116ZM121 171V169H119ZM156 170V171H155ZM163 170V172H161ZM185 170V169H184ZM251 170V171H250ZM23 171V173H25ZM63 171V172H62ZM159 171V172H158ZM61 172V173H60ZM73 172V173H72ZM86 172V173H85ZM119 172V173H118ZM143 172V173H142ZM156 172V173H155ZM70 173V174H69ZM149 173V174H148ZM152 173V174H151ZM160 173V174H159ZM7 176H5V175ZM27 174V173H26ZM81 175L82 177H80L79 175ZM83 174V175H82ZM86 174V175H85ZM142 174V175H141ZM163 174V175H162ZM165 174V175H164ZM185 174L187 175L188 173L185 172ZM28 175H29V172H28ZM71 175H72V178H71ZM75 175V176H74ZM117 175V176H116ZM58 176V175H57ZM85 176V177H83ZM155 176V177H154ZM158 178H157V177ZM161 176V177H160ZM6 177V178H5ZM107 177V178H106ZM132 177V178H131ZM168 177V178H167ZM245 177V178H244ZM248 177V178H246ZM24 178V177H23ZM25 178H27V175L25 176ZM62 178V179H63ZM116 178V179H115ZM118 178V179H117ZM122 178V179H121ZM132 179L134 180L137 184L140 185V182L141 185L145 186V183L149 182L148 184H146V186H152V185H149L151 183H154L153 187H150V191L152 190L153 188V192L155 191L156 193V197L153 196V195H148L147 193L148 192H142V193H139V192H136L137 195H132V197L134 199L131 198V188L129 187V179ZM160 178V179H159ZM172 178V177H171ZM242 178V179H241ZM68 179H71L72 181L71 184L69 185V181L67 182ZM159 179V181H158ZM168 179V180H167ZM212 181H211V180ZM63 180V181H65ZM86 180V181H85ZM95 180V181H94ZM121 180V181H120ZM167 181L164 182V181ZM89 181V182H88ZM121 183H120V182ZM140 181V182H139ZM145 181V182H144ZM147 181V182H146ZM159 182L160 184H158L157 182ZM8 182V183H7ZM58 182V183H57ZM96 182V183H95ZM163 182V183H162ZM244 182L246 183V185L244 184ZM62 184V188L59 187ZM64 184H66L67 188L65 187L63 189V187L65 186ZM83 184V185H82ZM162 184V185H161ZM209 184V185H208ZM236 184H239V187L241 189H239L238 186H236ZM64 185V186H63ZM87 185V186H86ZM215 185V184H214ZM163 186V188H162ZM224 186V187H223ZM244 186V187H243ZM9 187V189H8ZM123 187H126V191H127V194L125 192V196H123V199L122 201H125L124 203L123 202H118V204H126V206L128 205L127 209H125L123 206H116V207H113L114 204L119 200V198L115 197L116 194H121L122 190L124 189ZM167 187H170V190H172V187H173V190L174 192H168L166 191ZM223 187V188H222ZM237 187V190L236 188ZM20 188V189H19ZM31 188V187H30ZM29 187H26L24 186V188L22 187H14L13 189L10 187L9 185V175H7L5 172H0V264H22V255L20 253V247H18V250H16V246L17 244H23L24 242V248L27 247V242L31 240L30 236H35L34 233L40 237V232H41V229L40 228H36L35 231H30L29 235H27L26 239L24 238V233H25V230L26 228H29V227H32L33 225L36 226L38 225L37 223V215H38V210L39 208L36 207L37 203L34 202L33 200V190L30 189ZM55 188V189H54ZM60 188V190H58ZM119 188V189H118ZM159 188V189H158ZM253 188H255L253 190ZM54 189V190H53ZM113 189V190H112ZM230 189H233L231 192ZM237 191H235V190ZM18 190V191H17ZM65 190V191H64ZM67 190V192H66ZM115 190V191H114ZM172 190V191H173ZM222 190H229V191H224L220 194V192ZM242 190V191H241ZM245 190V191H244ZM250 190V191H249ZM17 191V192H16ZM32 191V193H31ZM61 191V192H59ZM114 191V192H113ZM164 191V192H163ZM201 195L202 197H205L203 196V187L201 188ZM209 191V190H208ZM235 191V192H234ZM248 191V192H247ZM261 191L263 192L262 193V196H261ZM52 192V193H51ZM59 192V193H58ZM64 192V193H63ZM66 192V193H65ZM108 192V193H107ZM118 192V193H117ZM162 192V194H161ZM218 192V193H217ZM227 192V193H225ZM247 192V193H246ZM56 193V194H54ZM116 193V194H114ZM144 193V194H143ZM146 193V194H145ZM169 193V194H168ZM195 192H187V191H182L181 194L179 195V198L180 196L183 198H180L181 201H184V199H186V197L188 198L189 197V194H194ZM216 193V194H215ZM226 196H224L225 194ZM230 193V195L228 194ZM260 193V194H259ZM113 194V195H112ZM141 194V195H140ZM184 194V195H183ZM186 194V195H185ZM210 194V195H209ZM217 194H219L217 196ZM223 194V196H221ZM54 195V196H53ZM56 195V196H55ZM161 195V196H159ZM169 197H168V196ZM175 195H177V192H175ZM173 196L175 199H176V196ZM206 195V194H205ZM235 195V196H234ZM28 196V197H27ZM90 196L92 197V199L90 198ZM146 196V197H145ZM195 196V194L193 195ZM230 196V197H229ZM232 196V197H231ZM10 197V198H9ZM17 197V198H16ZM51 197V198H50ZM144 197L147 199H144ZM161 197V198H160ZM172 197V196H171ZM197 197V196H196ZM236 199H235V198ZM262 197V198H260ZM53 198V199H52ZM140 198V199H139ZM164 198V197H163ZM166 198V199H167ZM225 198V199H224ZM126 199V200H124ZM174 200L173 198H170V200ZM202 199V198H201ZM200 199V200H201ZM230 199V200H229ZM63 200V201H61ZM106 200V201H105ZM139 200V201H138ZM156 200V201H155ZM225 200V202H224ZM32 201V202H31ZM86 201V202H85ZM91 201V202H90ZM94 201V202H92ZM131 203H130V202ZM153 203H152V202ZM161 201V202H160ZM230 201V202H229ZM133 202V203H132ZM135 202V203H134ZM139 202V203H138ZM235 202V203H236ZM16 203V204H15ZM32 203V204H31ZM170 203V202H169ZM181 203V202H179ZM199 203L201 204H204V202L202 203V201H200ZM7 204V205H6ZM47 204V205H46ZM56 204V205H55ZM91 204V205H92ZM11 205V206H10ZM32 205V206H31ZM131 205V206H129ZM142 205V208L144 209V211H152L153 209L150 208L149 205H153L154 206V210H155V213L153 216H150L148 213L145 214H140L139 212H137L136 210L138 209L137 207ZM149 207H148V206ZM212 205V204H211ZM232 205V204H230ZM58 206L60 207L58 209ZM64 206V207H63ZM210 206V205H209ZM8 207V208H7ZM24 207V208H23ZM52 207V208H51ZM202 207V205H201ZM236 207V206H235ZM34 208V209H33ZM63 208V209H62ZM122 208V210H124V212H126V216L127 218H125L123 221H125V223H121L119 224V221L120 219H117V217L122 214L120 213V209ZM156 208V209H155ZM160 208V210H159ZM87 209V210H86ZM27 212H26V211ZM32 210V212H31ZM37 210V211H36ZM59 210V211H58ZM86 210V212H85ZM14 211V212H13ZM34 211V212H33ZM45 211V212H46ZM63 211V212H62ZM97 211V212H98ZM107 211V212H106ZM247 211V212H245ZM257 211V212H256ZM259 211V212H258ZM13 212V213H12ZM48 212V211H47ZM46 212V213H47ZM183 210L180 212L182 213ZM250 212V213H249ZM256 212V213H255ZM33 213V214H32ZM62 213V214H61ZM61 214V215H60ZM183 215L179 216L181 218H184V212L182 213ZM198 214V213H196ZM253 214H254V218L253 217ZM50 214H48L47 216L49 217ZM51 216V215H50ZM114 216L116 217L115 220L113 219L112 220V217L114 218ZM142 216V217H141ZM155 216V217H154ZM168 216V218H167ZM163 217V218H162ZM256 217H259V219L257 220ZM29 218V219H28ZM87 218L89 219H94L96 220L97 217H94L92 215H89L87 216ZM229 218V217H228ZM29 221V227H28V222L26 220ZM36 219V221H35ZM64 219V218H63ZM63 219H61L63 221ZM15 220V221H14ZM25 220V221H24ZM117 220V221H116ZM152 220V221H151ZM248 220V221H247ZM257 220V222H255ZM261 220V221H260ZM112 221V223H111ZM15 222V223H14ZM32 222V223H31ZM173 222V221H172ZM231 220L229 218V226L231 225ZM241 222V221H240ZM245 222V223H244ZM250 224H249V223ZM4 223V224H3ZM31 223V224H30ZM128 223V224H127ZM248 223V224H247ZM257 223V224H256ZM25 224V225H24ZM135 224V225H134ZM263 224V225H262ZM98 225H92L90 226L88 229H87V232L88 233H92V235H94L95 237H97L96 235L98 234H103L102 232H100V230L98 229L97 227ZM107 227V225H105ZM118 226V227H117ZM133 226V227H132ZM208 227H210V225H206ZM242 227V228H243ZM24 228V229H23ZM119 228V229H117ZM200 228H204V226H201L200 225ZM247 228V229H246ZM90 230V231H89ZM110 230V229H109ZM119 230V232H118ZM120 230H121V234H120ZM196 232H198V228H196ZM217 230V229H216ZM247 232H246V231ZM205 229H203V239L204 238V232ZM244 231L246 233H244ZM152 232V234H151ZM208 233L210 234H207L208 236V239H205L203 241L202 244H204L203 246H205L207 249H206V252L208 253V255L210 256H205L204 253H205V249H203V254L201 255L202 259L204 261H207L206 260V257L207 259H211L212 261V257L216 256L217 258L219 257L217 252H218V247H221V248H225V249H228L230 250L232 248V243H231V240L230 239H221L219 238L217 235H214V233L210 232V230H207ZM249 232V233H248ZM98 233V234H97ZM136 233V234H135ZM162 233V234H161ZM246 234V236L243 235ZM248 233V234H247ZM9 234V235H8ZM39 234V235H38ZM129 234V233H128ZM154 234V235H153ZM166 234V233H165ZM236 234V233H235ZM234 234V235H235ZM143 235V236H142ZM233 235V234H231ZM230 235V236H231ZM31 236V237H32ZM229 236V237H230ZM247 237V238H245ZM17 238V239H16ZM19 238V239H18ZM24 238V239H23ZM30 238V240H29ZM148 238V239H147ZM251 238V239H250ZM28 239V241H27ZM142 239V240H141ZM246 239V240H245ZM22 240H26L22 243ZM168 240V241H167ZM233 240V239H232ZM15 241V242H14ZM21 241V242H20ZM245 241L247 242L248 241V244H245ZM140 242V244H139ZM142 242V243H141ZM165 242V243H163ZM239 242V243H238ZM244 242V243H243ZM171 243L173 245V240H171ZM207 243V244H206ZM221 243V244H220ZM233 243H234V240H233ZM149 244V245H148ZM208 244H209V248H208ZM215 244V245H214ZM244 244V245H243ZM26 245V246H25ZM153 245V246H152ZM155 245V247H154ZM161 245V246H160ZM166 245V246H165ZM211 245V247H210ZM242 245V246H240ZM255 245V247H254ZM149 246H151V248H149ZM180 246L182 247V244H180ZM217 246V247H215ZM3 247V248H2ZM10 247V248H9ZM23 247V246H22ZM93 247H96L95 245ZM7 248V249H6ZM15 248V249H14ZM20 248V249H19ZM142 248V249H141ZM154 248V249H153ZM168 248V250H167ZM97 249H99L97 247ZM101 249V248H100ZM99 249V250H100ZM152 249V250H151ZM209 249V250H208ZM211 249V251H210ZM240 249V248H239ZM16 250V251H15ZM144 250V251H143ZM213 250V251H212ZM215 250V251H214ZM15 251V252H14ZM18 251V253H17ZM209 251V252H208ZM174 253V254H173ZM99 254V257H96L95 255ZM179 254V255H178ZM211 254H214V256ZM250 254V253H249ZM92 255H94V258L97 259V262H100V263H104L106 264V260L101 256L102 254L101 253H98L97 251H95V249H92ZM145 255V256H144ZM176 255V256H175ZM249 256V255H248ZM6 257V258H5ZM146 257V258H145ZM159 257V258H158ZM205 257V258H204ZM215 257V258H216ZM180 258V259H179ZM216 258V259H217ZM99 259V260H98ZM215 259V260H216ZM102 260V261H101ZM143 260V261H142ZM148 260V261H147ZM8 261V262H7ZM26 263H29L30 261V258L29 259H26ZM96 261V260H95ZM104 261V262H103ZM149 263H147V262ZM5 262V263H4ZM186 262V263H185ZM30 263H33V259H31V262ZM29 263V264H30ZM108 263V262H107ZM216 264V263H214ZM218 264V263H217Z\"/></svg>",
	"mask_w": 264,
	"mask_h": 264
},
{
	"label": "crops",
	"instance_id": "3",
	"mask_svg": "<svg viewBox=\"0 0 264 264\" xmlns=\"http://www.w3.org/2000/svg\"><path fill=\"white\" fill-rule=\"evenodd\" d=\"M203 177H205V176H203ZM203 177H202V180H203ZM222 180H225V179H222ZM212 182H216V181L213 179ZM214 184H215L214 186H213V183L210 186L214 187V188H215V186L221 187V186H219V183L218 184L214 183ZM209 189H210V187H208L207 185L204 186L203 195H205V193H206V197H203V199H201V201H202V203L204 202L205 205L198 203L197 200H200V198L193 196V195H190L191 197L189 196V198L190 199L194 198L195 201L192 199L191 200H185L184 199L186 202L178 200L179 202H182V203H179L180 209H178V210L180 212H181V210H183L185 222L187 221L186 224H188L189 226H192L194 229L197 228L198 224H199V226L200 225L204 226V228H205V231H204L205 232V236H204L205 239H208L207 234H210V233H208L207 230H210V232L214 233V235H217L221 239H226V240L230 239L231 240L232 248L230 250H228L225 248L218 247V253L217 254L219 257L216 260L212 257L211 264H214V263H216V264L217 263L218 264H252L249 261L250 256L247 257L250 252L248 254H244V252H242V251H244L245 248L240 249V250L238 248H236V244H237V240H238L237 236L234 235L233 233H232L233 235L229 234L230 230H228V228H229L228 214H230L232 216V215H234V211L237 213L239 210L242 211L241 206H239L236 201L231 203L233 205L232 206L230 204L225 205L223 203H220L219 201L215 202V201H212L210 199L208 200V198H207L208 193L207 192ZM172 190H173V187H172ZM172 190H170V187H167V189H166V191H168V192H174V190L173 191ZM198 191H199V189H198ZM223 191H229V190H222L220 193H222ZM229 192H231V191H229ZM195 193H196V191H195ZM199 193H200V191H199ZM174 195H175V192H174V194L170 195V198H173ZM221 196H223V195H221ZM166 198H167L166 196H164V198L162 197V199H165V200H163V203L166 205L167 209L169 210L168 205L170 203H168V200H167L168 198L167 199ZM187 203H189V204H187ZM191 203L193 205H191ZM201 205H202V207H201ZM208 205H210V206H208ZM234 206H236V207H234ZM181 207H182V209H181ZM202 211H204L205 213H203ZM194 212H198V214H194ZM243 212L244 211H242V213H241L242 216H243ZM245 212H247V211H245ZM203 214L206 216V218H204L205 216ZM237 219L239 220V218H237ZM239 222H240V220H239ZM239 222H238V224H240ZM234 224H235V222H234ZM206 225H210V227H208ZM234 232L237 233L238 231H234ZM232 239L234 240V243H233ZM245 244H248V241L247 242L245 241ZM241 248H243V247H241ZM253 250H254V248H252L251 251H253ZM212 255L213 254H211V256Z\"/></svg>",
	"mask_w": 264,
	"mask_h": 264
}]
</instances>
